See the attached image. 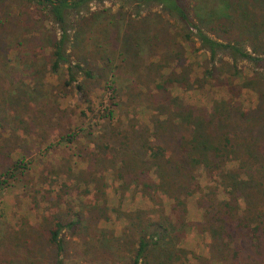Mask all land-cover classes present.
<instances>
[{"label":"trees","instance_id":"obj_1","mask_svg":"<svg viewBox=\"0 0 264 264\" xmlns=\"http://www.w3.org/2000/svg\"><path fill=\"white\" fill-rule=\"evenodd\" d=\"M21 1L42 5L43 9H46V16L58 25L60 35L55 34L49 43L52 48V70L58 72L62 64H67L65 85L75 84L80 94L85 97L82 107L86 105L92 117L86 135L93 132L91 129L95 121L96 127H100V136L104 141L96 144L97 150L104 154L107 142H115L120 148V164L111 169L113 179H118L122 185L134 181L141 194L148 198L150 205L156 201H161L163 205L157 217L153 219L147 217L145 206L124 213L129 224L127 221L124 226L125 239L119 246L132 250L130 264H189L187 259L178 263L174 261L178 258L169 247V242L173 238H182L189 216L188 198L195 193H198V207L206 210L198 227L203 231H212L215 254L222 256L229 264H261V246H264V0H119L123 4L116 14H111L112 8L91 12L87 10L94 3L108 0ZM127 4H135L138 8L144 4L156 5L158 11L174 17L181 28L178 30L177 27H172L174 32L167 25L153 30L134 28L133 12L124 11ZM86 10L90 13L82 14ZM141 10L138 9L137 14H141ZM160 11L155 12L153 16L161 17ZM70 14L78 16L75 22H72V35ZM117 15L128 20L134 28V33H126L118 42L120 47L117 53L116 47L113 46L112 52L116 53L113 59L110 55L105 57L99 53L102 40L98 36H91L90 33L100 31L99 26L116 23ZM8 21L10 22L9 18H0V34L6 32ZM178 35L188 44L193 39H198L202 47L210 53L212 61L218 53L224 51L235 60L242 59L254 63L258 69L252 78L259 77L258 80L263 82L259 90L254 89L257 96L256 109H251L242 116L237 106H230L229 111L223 114L224 105L213 101L208 107L202 106L198 113H194L191 104L181 103L176 97L173 99V88L186 92V81L182 79L191 73L189 66L186 67L182 45L179 42L174 43ZM138 41L148 45L149 57L157 59L159 70L154 78L157 79V88L161 90L166 101L161 107H157V128L144 127L135 131L128 129L120 119L116 123L114 121L118 109V88L115 80L124 62L135 64L133 69L137 68V62L140 64ZM88 45L91 46L89 49ZM91 48L96 50V53H91L98 54V57L87 61L82 54L83 49L89 52ZM111 63L113 65H110ZM203 71L204 75L200 78L208 74L213 75L210 69ZM1 73L0 70V80ZM80 74L88 78H110L106 80L105 85L110 94L109 103L105 107L102 105V108L97 110L91 107L87 90L79 81ZM245 81L247 83H243L245 85H242L241 90L250 88L252 79ZM201 84L204 86L205 81ZM1 86L2 84L0 105L4 108L5 96L8 95L9 99H13V96H10L7 87ZM195 86L200 87L198 83ZM227 86L228 91L238 96L236 92L239 87L231 83ZM168 98L173 100L171 104H168ZM223 101L225 99L221 100ZM83 112L85 110H82V114ZM177 118L190 121L194 127L191 137L174 135L168 121L173 123ZM17 119H20V115ZM1 121L4 122V117ZM20 121L23 122V119ZM74 129L63 131L60 136L62 142L68 144L79 136L78 129ZM61 165L66 180L83 192H77L73 199L68 198L70 193L59 188L61 174L58 169L51 168L48 174L39 173L36 182L34 176L25 178L26 172L22 169L26 167L23 160H17L0 173V188L9 186L13 180L20 181L25 187L30 186L29 194L34 208L40 207L38 194H42L36 187L37 184L52 187L49 194H42L46 207L52 209L50 214H44L42 221L37 225H31L23 219L22 225L5 231L4 234L14 248L16 242L28 246V239L32 238L37 230L40 231V238L55 247L53 264H63L61 255L65 249L67 232L74 236L80 230L86 229L85 227L88 228L92 220H109V202L104 191L95 194L98 205L93 206L91 213L84 211L83 199L92 187L97 191L99 189V176L104 165L101 160L95 157L76 174L68 163ZM199 165L211 178L222 171L220 178L226 184L223 188L226 196L223 199H219L215 188L204 189L201 186L197 173ZM85 189L86 193L83 191ZM160 189H163L166 201L158 197ZM52 192L55 193L52 195ZM97 209L101 210L100 216L95 213ZM195 257L198 264H210L209 258ZM4 261L11 264L9 260ZM26 261L30 262L28 257Z\"/></svg>","mask_w":264,"mask_h":264},{"label":"rangeland","instance_id":"obj_2","mask_svg":"<svg viewBox=\"0 0 264 264\" xmlns=\"http://www.w3.org/2000/svg\"><path fill=\"white\" fill-rule=\"evenodd\" d=\"M121 4L123 3L119 0H108L103 3H94L87 10L91 12L112 8L111 14H116ZM135 6V4H127L124 9V11L133 12L134 28L153 30L161 25H167L173 32L172 27H177L178 30L181 28L180 23L165 12L159 10L162 16H153L155 12H159L156 5L144 4L140 8ZM138 9H142L141 14H137ZM87 10L82 14H86ZM0 18L10 19L5 26L6 32L0 34L2 35L0 84L7 87L10 96H13V99H9L8 95H4L6 106L3 108L0 105V173L17 160H23L26 167L22 169L26 172L25 178L34 176L36 182H38L39 173L48 174L51 168L58 169L61 174L58 181L59 188L70 193L68 198L73 199L77 192L82 191L66 180L61 164L68 163L76 174L95 157L100 159L104 165L99 176V189L97 191L92 187L88 193L92 196L87 194V197L83 199L84 211L91 213L93 206L98 205L95 194L104 191L109 202L107 211L109 220L103 218L97 221L92 220L88 228L85 227L86 229L80 230L74 236L67 232L65 249L61 257L63 264H130L132 250L119 246L125 239L123 229L128 221L124 215L132 209L145 206L147 217L156 218L159 209L163 206L161 201L150 205L148 198L141 194L134 181L122 185L121 181L113 179L111 169L113 166H119L121 150L115 142L105 143L104 154L97 150L96 144L104 140L100 136V127L95 125L96 121L92 125L93 128L91 127L93 132L86 135L92 117L86 105L82 107L85 97L80 94L75 84L65 85L66 63L62 64L58 72H54L51 67L53 59L49 43L55 34L60 35V31L58 25L46 16V9L44 10L40 4H27L21 0H0ZM77 18V14H70L71 35L74 33L73 23ZM115 18L116 23H109V26L98 25L100 31L90 33L91 36L95 38L98 36L102 40L99 53L105 57L110 55L113 59L120 47L118 42L125 37L126 33H134L132 30L134 28L130 26L126 18H121L120 15ZM177 42L184 49L183 57L191 73L182 79L186 81L184 86L186 92L173 88V99L176 97L181 103L191 104L194 113H198V109L202 106L208 107L213 101L224 105L223 114L229 111L230 106H237L242 116L251 109H256L257 96L254 89L259 90L263 82L258 80L259 77L252 78L255 70L258 69L254 63L242 59L235 60L224 51L218 53L212 61L210 53L202 47L198 39H193L188 44L182 36L178 35L174 39V43ZM138 44L140 64L137 62V68L133 69L135 64L124 62L115 80L118 88L116 98L118 109L115 112L114 121L116 123L120 119L128 129L135 131L144 127L157 128L156 120L159 118L157 107H161L166 101L161 90L157 88V79L154 78L156 71L159 70L156 64L157 59L149 57L148 45L142 41H138ZM113 46L116 47L115 54L112 52ZM90 47L88 45V49ZM91 52L96 53V50L91 48L89 52H85L83 49L82 54L87 61H92L95 56L98 57V54ZM206 69L212 70L213 75L208 74L200 78L204 75L203 70ZM236 71L238 73L235 74ZM108 79L79 75V81L87 90V97L95 110L109 103L110 94L105 88ZM247 79H252L250 88L241 90L242 85H245L243 83H247L245 81ZM202 81H205L204 86L201 84ZM196 83L200 85L199 88L195 86ZM229 83L239 87L236 92L238 96L227 90ZM222 99L225 101L221 102ZM172 102L173 100L168 98V104ZM82 110H85L83 114ZM18 114L23 122L17 119ZM3 117L4 122L1 121ZM103 122L108 123L107 120ZM168 123L176 136L180 134L191 137L193 134L194 127L189 120L181 121L177 118L173 120V123L170 121ZM69 128L78 129L79 136L73 142L66 144L62 142L60 136ZM66 145L69 146L66 147ZM197 169L201 186L204 189L215 188L219 199H223L226 196L223 192L226 184L220 178L222 171L211 178L205 174L201 165L197 166ZM29 187L23 186L20 181L13 180L9 186L0 188V264H6L4 259L9 260L11 264H53L55 247L40 238V231L37 230L30 239L26 237L30 241L28 246L16 242L14 248L4 234L5 231L8 232L22 225L23 219L31 225H37L42 221L44 214L52 212L42 199V194H49L52 187L37 184L36 187L42 193L38 194L39 208L32 206ZM83 191L86 193V189ZM54 193L52 192V195ZM197 194L188 198L189 216L182 238H173L169 242V247L178 258L174 261L178 263L187 259L189 264H198L195 257L198 256L209 258L210 264H229L222 256L215 254V239L212 231H203L198 227L202 223L203 213L206 210L198 207ZM158 197L166 201L163 189H160ZM95 213L100 216L101 210L97 209ZM249 238L250 236L247 242ZM27 257L30 262L26 261ZM261 264H264V246H261Z\"/></svg>","mask_w":264,"mask_h":264}]
</instances>
